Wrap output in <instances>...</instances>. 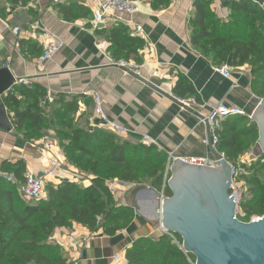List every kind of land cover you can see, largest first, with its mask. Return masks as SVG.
I'll return each instance as SVG.
<instances>
[{
    "label": "crops",
    "instance_id": "crops-1",
    "mask_svg": "<svg viewBox=\"0 0 264 264\" xmlns=\"http://www.w3.org/2000/svg\"><path fill=\"white\" fill-rule=\"evenodd\" d=\"M135 1L139 2L137 15H113L97 23V7L92 0H63L58 4L49 0H0V68H9L15 79L27 78L28 86L40 85L50 100L58 95L69 100L78 97L74 118L87 130H94L95 116L93 101L84 93L94 91L104 101L109 118L127 130L126 135H117L119 139L143 143L144 137H149L154 151L165 154L168 160L171 155L215 158L206 118L220 103L240 108L247 117L252 115L261 100L251 89L253 69L248 65L234 68V75L225 79L214 71L219 66L191 44L196 0H170L168 7L159 10L148 0ZM234 1L213 0L216 16L227 22ZM250 1L264 10V0ZM15 27L21 29L19 38L12 34ZM120 27L126 29L128 37L142 40L144 46L136 53L130 52L132 47L117 50L112 31ZM138 27L142 33H137ZM53 39L65 46L54 60L39 67L37 60ZM110 61L136 64L142 78L125 75ZM182 78L196 96L182 90V97L176 93ZM190 98L197 100L192 110L176 100ZM27 104L22 98V109ZM44 139L57 142L53 151L64 165L47 186L63 181L86 186L89 182L82 175H89L79 174L68 163L53 130L32 142L24 141L15 131L0 130V180L8 176L1 171L6 161L22 160L26 172L42 176L50 168L49 155L40 146ZM109 189L119 205L135 210L133 224L113 237L92 233L77 224L57 230L54 240L69 264H115L112 258L116 255H121L125 264L126 252L136 239L165 235L156 219L155 193L160 199L167 198L162 192L118 180L109 182Z\"/></svg>",
    "mask_w": 264,
    "mask_h": 264
},
{
    "label": "trees",
    "instance_id": "trees-1",
    "mask_svg": "<svg viewBox=\"0 0 264 264\" xmlns=\"http://www.w3.org/2000/svg\"><path fill=\"white\" fill-rule=\"evenodd\" d=\"M156 10L168 7L170 0H148ZM213 0H196L195 17L191 23V44L215 66L231 62L234 68L253 69L251 89L264 100V10L250 0H237L230 5L229 20L219 19L213 10ZM117 50L132 47L136 53L144 43L130 38L125 28L112 31ZM124 40L128 42L124 43ZM196 96L195 90L182 78L176 93ZM28 104L22 109L21 100ZM78 97L69 100L64 95L48 98L40 85H17L3 97L13 128L24 141L44 138L53 130L70 165L79 174L93 179L81 187L63 181L47 187V199L29 203L19 195L24 182L26 164L4 162L1 171L13 175L14 181L0 180V264H69L61 246L55 242V232L77 224L92 233L102 232L113 237L131 227L135 210L119 205L109 189V182L118 180L150 186L165 197H172L168 187L171 173H166L168 156L156 153L153 145L133 143L103 129L92 131L81 127L74 118ZM217 151L241 170L251 199L241 202L248 217H264V153L251 165H239L238 160L252 151L259 139L255 122L247 116L224 120L218 133ZM167 175V176H166ZM180 245L182 239L173 235ZM170 235L136 239L126 252L125 264H195Z\"/></svg>",
    "mask_w": 264,
    "mask_h": 264
},
{
    "label": "water",
    "instance_id": "water-1",
    "mask_svg": "<svg viewBox=\"0 0 264 264\" xmlns=\"http://www.w3.org/2000/svg\"><path fill=\"white\" fill-rule=\"evenodd\" d=\"M15 86L9 68H0V130L5 133L14 128L3 97ZM252 121L264 153V100ZM170 173L172 197L160 199L155 193L156 219L164 232L182 239V250L195 257V264H264V217L254 223L236 219L237 205L230 197L233 169L227 160L204 167L175 160Z\"/></svg>",
    "mask_w": 264,
    "mask_h": 264
},
{
    "label": "built area",
    "instance_id": "built-area-1",
    "mask_svg": "<svg viewBox=\"0 0 264 264\" xmlns=\"http://www.w3.org/2000/svg\"><path fill=\"white\" fill-rule=\"evenodd\" d=\"M51 4L61 3L63 0H49ZM97 7V10L94 14L95 22L101 23L105 20L106 17L113 15H128L135 16L139 13V2L135 0H92ZM137 33H142L143 30L141 27L136 29ZM21 29L15 27L12 30V34L15 38H19ZM64 43L59 40H51L43 50L41 57L37 60V65L39 67H44L46 64L54 60V58L61 52L64 48ZM111 66H114L118 69H121L125 75H132L137 78H142L141 68L134 63H129L125 61L114 62L110 61ZM215 73L219 74L225 79L231 78L234 73V67L229 64H224L222 66L216 67L214 69ZM16 85H28L27 78L16 79ZM85 97H89L93 101L94 105V116L95 123L94 129H103L109 131L115 135L124 136L127 133V130L120 126L117 122L111 120L107 115L104 107V101L97 92H85ZM173 97V96H172ZM174 98V97H173ZM175 99V98H174ZM181 107L185 109L192 110L194 106L197 105V100L195 98L190 99H176ZM245 116L243 110L237 107L229 106L224 103H220L214 106L209 115L206 118V121L209 125L210 133V144L213 150H215L216 157H175L171 155L167 162L166 173L168 175L171 172L172 165L175 160H180L183 163L196 166H215L219 160L225 159V155L217 151V146L219 144V131L221 130V123L232 117ZM249 119L252 121V115L249 116ZM143 144L150 146L153 144V140L149 137H144ZM41 148L49 155L50 168L44 170L42 176H38L33 172H26L24 174V182L20 185L18 191L20 197L29 203H37L47 199V182L50 178H56L60 175L61 170H64V165L61 163L59 158L55 155L53 149L57 146V142L51 139H44L40 144ZM233 169V183L230 188V197L235 201L237 205L236 209V219L243 223H254L262 219L263 217L251 216L248 217L247 214L241 209L240 205L243 200V194L247 189L246 182L241 178V170L235 168L231 163H229ZM244 164V163H243ZM247 165V164H246ZM166 175V176H167ZM88 182L93 178L91 176L85 177ZM7 178L10 181H14L13 175H8ZM164 232V231H163ZM167 235L173 237L175 243L182 249V245L179 244L177 239L169 234L164 232ZM87 242V240H86ZM124 259L121 255H116L112 258V262L115 264L122 263ZM124 264V263H122Z\"/></svg>",
    "mask_w": 264,
    "mask_h": 264
},
{
    "label": "rangeland",
    "instance_id": "rangeland-1",
    "mask_svg": "<svg viewBox=\"0 0 264 264\" xmlns=\"http://www.w3.org/2000/svg\"><path fill=\"white\" fill-rule=\"evenodd\" d=\"M262 154V150L259 147L258 143L256 146L253 147L252 151H250L249 153L245 154L244 156H242L239 160H238V164L242 165L247 164V166L251 165L252 162L257 161L258 156H260ZM150 181H144L142 182V184H140V186H150ZM48 187V186H47ZM252 197L248 192V188L245 190L244 194H243V200L244 202L250 200Z\"/></svg>",
    "mask_w": 264,
    "mask_h": 264
}]
</instances>
